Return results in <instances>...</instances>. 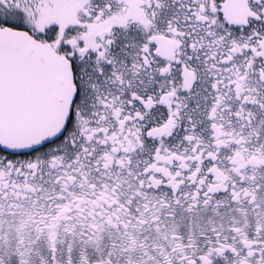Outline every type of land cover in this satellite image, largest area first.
Segmentation results:
<instances>
[{"label":"snow or ice","instance_id":"snow-or-ice-1","mask_svg":"<svg viewBox=\"0 0 264 264\" xmlns=\"http://www.w3.org/2000/svg\"><path fill=\"white\" fill-rule=\"evenodd\" d=\"M46 179L85 245L264 264V0H0V194Z\"/></svg>","mask_w":264,"mask_h":264},{"label":"flooded vegetation","instance_id":"flooded-vegetation-1","mask_svg":"<svg viewBox=\"0 0 264 264\" xmlns=\"http://www.w3.org/2000/svg\"><path fill=\"white\" fill-rule=\"evenodd\" d=\"M43 184L42 190L13 193L9 189L0 194V254L11 257L22 253L20 259L24 264H61V257L65 264L69 261L88 264V257H92L91 264H99L98 256L106 261L107 253H111L119 264H127L128 260L143 264L141 244L146 241L147 247L165 243L156 230L139 237L131 228L119 231L105 228L102 237L97 234L93 243L85 245L81 243L80 234L88 225L75 218L58 221L59 213L54 216V212L58 207L56 197L61 193L54 190L48 179ZM133 235L139 237L136 243H133ZM9 264H16V260L10 259Z\"/></svg>","mask_w":264,"mask_h":264}]
</instances>
